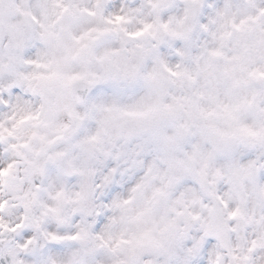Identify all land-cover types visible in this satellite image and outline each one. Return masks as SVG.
Here are the masks:
<instances>
[{
    "label": "clouds",
    "instance_id": "1",
    "mask_svg": "<svg viewBox=\"0 0 264 264\" xmlns=\"http://www.w3.org/2000/svg\"><path fill=\"white\" fill-rule=\"evenodd\" d=\"M258 73L264 0H0V223L57 264H264Z\"/></svg>",
    "mask_w": 264,
    "mask_h": 264
},
{
    "label": "snow or ice",
    "instance_id": "2",
    "mask_svg": "<svg viewBox=\"0 0 264 264\" xmlns=\"http://www.w3.org/2000/svg\"><path fill=\"white\" fill-rule=\"evenodd\" d=\"M258 74L264 75V73H258ZM7 172L8 169H5L3 172H0V176L6 175ZM3 207L4 205L0 203V208ZM232 215H235V213H232ZM0 228L7 229L9 233L15 234L13 236V239L16 243L14 245H9V247L4 250H0V256L4 258L6 264H23V261L25 260H32L33 264H57V262L51 257H49L47 260L41 259V251L38 250L37 248L31 247V245L36 243V241L26 240L27 237L32 236L33 229H39L38 222L27 228L25 227L24 224L21 223H17L11 227L0 223ZM20 229H22V231H19V233L17 234L18 230ZM43 235L45 239H49L52 241L61 239V237L49 233H44ZM208 244H211V241H208ZM256 247H257V241L253 239L250 242V247L248 251L252 252L253 249H255ZM234 258L241 259L243 261L249 260V257L247 255L242 257H234Z\"/></svg>",
    "mask_w": 264,
    "mask_h": 264
}]
</instances>
